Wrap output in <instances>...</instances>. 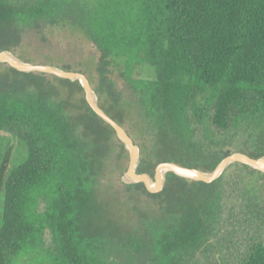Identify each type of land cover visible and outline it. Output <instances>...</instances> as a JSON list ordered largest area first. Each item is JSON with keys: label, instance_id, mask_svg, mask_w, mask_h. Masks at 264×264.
<instances>
[{"label": "trees", "instance_id": "obj_1", "mask_svg": "<svg viewBox=\"0 0 264 264\" xmlns=\"http://www.w3.org/2000/svg\"><path fill=\"white\" fill-rule=\"evenodd\" d=\"M63 22L101 52V108L153 134L139 173L264 157V0H0V52ZM127 152L79 81L1 64L0 264H264V173L235 163L213 182L169 172L160 192L116 190L111 158L123 173Z\"/></svg>", "mask_w": 264, "mask_h": 264}, {"label": "rangeland", "instance_id": "obj_2", "mask_svg": "<svg viewBox=\"0 0 264 264\" xmlns=\"http://www.w3.org/2000/svg\"><path fill=\"white\" fill-rule=\"evenodd\" d=\"M7 52L25 63L49 65L62 70L84 73L90 80L93 89L97 85L98 75L95 65L101 58V52L86 36L84 30L69 22L48 25L40 34L31 30H26L23 34L20 46ZM2 64L9 65L6 62ZM110 69V77L115 82L116 88L121 91L123 100L126 102L133 100L134 97L132 92L121 77L115 62H112ZM134 77L154 79L156 73L154 68L150 65H138L134 70ZM139 120V117H135V120H127L122 126L133 138L135 144L139 146L141 153L143 150L149 152L155 144L154 136L148 130H143V127H138L137 123ZM11 141V148H13L15 154L14 157H16L17 154L20 156L21 154L19 152L23 150L22 146L19 145L14 136H11ZM232 151V153L238 152L235 151L234 148ZM115 158L116 155L111 158L112 160L106 182L113 184L116 190L122 191L125 185L131 184V182H129L131 179L127 175L130 153L127 152L126 170L123 173L115 168ZM142 199H145V197ZM229 260L230 259H228L227 262H230Z\"/></svg>", "mask_w": 264, "mask_h": 264}, {"label": "water", "instance_id": "obj_3", "mask_svg": "<svg viewBox=\"0 0 264 264\" xmlns=\"http://www.w3.org/2000/svg\"><path fill=\"white\" fill-rule=\"evenodd\" d=\"M7 54V51L0 52V66L3 62H6L10 67L21 72L45 73L63 79L79 81L84 88L85 97L89 106L101 119L115 130L117 138L125 145V148L130 153L127 170V175L131 179L129 182L144 183L146 189L151 193H157L163 189L166 174L169 172L175 173L190 181L213 182L217 180L231 164L240 163L264 173V157L253 158L242 152H234L226 156L212 172H204L201 169L187 167L176 162H163L157 165L154 176L148 173H139L137 171L141 154L139 146L135 144L133 138L126 129L101 108L92 84L84 73L62 70L49 65H34L22 62L18 59L13 62L7 59Z\"/></svg>", "mask_w": 264, "mask_h": 264}, {"label": "bare ground", "instance_id": "obj_4", "mask_svg": "<svg viewBox=\"0 0 264 264\" xmlns=\"http://www.w3.org/2000/svg\"><path fill=\"white\" fill-rule=\"evenodd\" d=\"M6 57H7V59H8V60H10V61H13V62H14V61H16V58H15V57H13V56H12V55H10V54H7V56H6Z\"/></svg>", "mask_w": 264, "mask_h": 264}]
</instances>
